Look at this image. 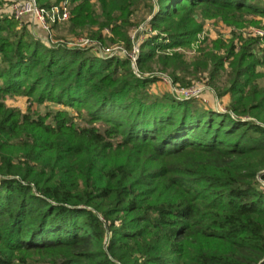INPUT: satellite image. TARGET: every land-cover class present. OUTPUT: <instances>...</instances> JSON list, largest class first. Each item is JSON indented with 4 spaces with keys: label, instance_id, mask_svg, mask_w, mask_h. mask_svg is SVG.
<instances>
[{
    "label": "trees",
    "instance_id": "1",
    "mask_svg": "<svg viewBox=\"0 0 264 264\" xmlns=\"http://www.w3.org/2000/svg\"><path fill=\"white\" fill-rule=\"evenodd\" d=\"M149 16L157 35L140 45V71L174 82L207 71L225 113L152 92L156 78H137L128 58L48 47L0 18V264H264V56L251 40L191 63L155 56L188 46L197 18L257 25L264 0H71L61 25L131 50ZM13 97L62 109L22 113L5 105Z\"/></svg>",
    "mask_w": 264,
    "mask_h": 264
},
{
    "label": "rangeland",
    "instance_id": "2",
    "mask_svg": "<svg viewBox=\"0 0 264 264\" xmlns=\"http://www.w3.org/2000/svg\"><path fill=\"white\" fill-rule=\"evenodd\" d=\"M154 7L156 8V6ZM135 16L137 19L140 16V13H137ZM150 19H151V16L147 18L144 24L130 31L129 35H130V39L132 41V46H133L131 50H127L125 48L124 43H116L113 45L109 43H105L102 46L123 48V50L126 51V53L124 52L119 57H114L120 60H126V54L133 53L134 48H137L140 54V45L143 44V42L147 38L157 35L155 31H151V29L147 27V23L150 21ZM254 20L258 23L257 25H246L242 28L236 29L234 27L227 26L226 24L223 23L222 20H219V19L197 18V21L202 25L201 31L196 34L195 38L188 46H179V47H169L168 46L164 48H157L155 50V56L156 57L158 56L172 57L178 54L182 56L183 60H185L187 63H191L195 59L200 58L202 51L212 48V45L214 43L220 42L223 45L227 46L231 42H234L235 49L237 50L244 41L251 40L252 41L251 53L257 58H262L264 56V18L254 17ZM18 22L26 25L30 31L34 32L32 24L29 25V23H27L26 20L18 21ZM41 32H42L41 35L35 32L34 33L42 42H45L44 39H46L45 38L46 35L42 30ZM260 33H262L263 35L260 36ZM84 36L88 38L87 34L81 35V37H84ZM52 38L54 41L63 40L64 42H67L77 37L67 36L63 32V28L61 25V26H57L54 28L52 32ZM160 38L163 39L162 41L161 40L160 41L164 42V44L168 43V40L166 39V35H161ZM45 45L50 47L49 43L47 44L45 42ZM89 51L91 54H94L97 56V53L95 51L93 50H89ZM139 54L137 55L139 56ZM217 54L223 56L225 54L224 48L217 51ZM135 65H136V70L138 72L137 74L140 75L141 78H144V77L145 78H156V80L150 85V89L152 92L157 93V94H164V93L170 94V90H169L170 88L168 84L159 78V76H166L167 78H170L174 82V80L170 77L168 73L161 71L159 69V66H156V65H151V70L141 72L138 67L137 62ZM130 66L131 68H133L132 62H130ZM257 71L260 72L262 71V69L258 68ZM228 72H229L228 63L226 62L224 64V71L222 72L221 77L218 78V81L216 82V86L221 87L224 84L225 78ZM176 76L179 78V81L174 82V83L178 84L180 87H183V88L191 87L194 89L197 88L196 90H199V91L201 90V95H200L201 98L190 99V101L198 102L205 108H212L221 113H225L227 111L226 108L230 102L229 95H225L222 97H219L217 95L214 87L210 83V75L207 71L198 74L196 77L184 75L181 72H177ZM257 83L260 86H263L264 78L259 79ZM30 102L31 101H29L25 97H13V98H7L5 101V105L8 108L18 109L22 113H25L29 107L32 111H37L40 114H44L46 110L62 109V107L54 105V104L44 103L38 106L34 103L30 105ZM259 182H260L261 187L264 188V182H262L261 180H259Z\"/></svg>",
    "mask_w": 264,
    "mask_h": 264
},
{
    "label": "built area",
    "instance_id": "3",
    "mask_svg": "<svg viewBox=\"0 0 264 264\" xmlns=\"http://www.w3.org/2000/svg\"><path fill=\"white\" fill-rule=\"evenodd\" d=\"M90 4H94L97 0H86ZM155 1V0H154ZM4 4L0 8V18H12L16 21L26 20L29 25L36 26L42 30L46 39L45 42L49 46L63 45L69 49L93 50L97 56L103 59H110L119 57L126 51L121 47H103L99 42L90 40L87 37L73 38L67 42L63 40L54 41L52 32L55 26L66 23L70 18L71 0H62L48 8L40 7L36 0H3ZM263 34L260 33V36ZM105 36H109L108 31L105 30ZM45 42H43L45 44ZM117 54V55H116ZM138 49L134 48L133 53L126 54V58L132 62V70L134 74L138 75L136 70V62L138 61ZM162 81L166 82L169 86L170 94L178 101H188L190 99L201 98V90L197 88H183L174 83L166 76H159Z\"/></svg>",
    "mask_w": 264,
    "mask_h": 264
},
{
    "label": "crops",
    "instance_id": "4",
    "mask_svg": "<svg viewBox=\"0 0 264 264\" xmlns=\"http://www.w3.org/2000/svg\"><path fill=\"white\" fill-rule=\"evenodd\" d=\"M33 31H34L35 33H37V34H40V35L42 34L40 28H38V27H36V26L33 27Z\"/></svg>",
    "mask_w": 264,
    "mask_h": 264
}]
</instances>
